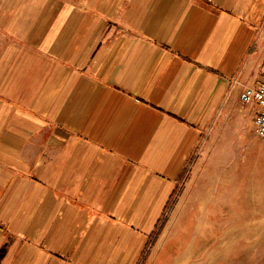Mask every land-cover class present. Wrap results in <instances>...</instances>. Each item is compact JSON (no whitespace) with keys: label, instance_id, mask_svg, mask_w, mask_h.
Returning a JSON list of instances; mask_svg holds the SVG:
<instances>
[{"label":"crops","instance_id":"1","mask_svg":"<svg viewBox=\"0 0 264 264\" xmlns=\"http://www.w3.org/2000/svg\"><path fill=\"white\" fill-rule=\"evenodd\" d=\"M105 10L65 9L0 79V264H136L264 0Z\"/></svg>","mask_w":264,"mask_h":264},{"label":"rangeland","instance_id":"2","mask_svg":"<svg viewBox=\"0 0 264 264\" xmlns=\"http://www.w3.org/2000/svg\"><path fill=\"white\" fill-rule=\"evenodd\" d=\"M116 1L0 0L1 81L24 51L39 49L65 9L94 15ZM252 49L136 264H264V138L254 132L257 106L239 98L242 84L264 70V13Z\"/></svg>","mask_w":264,"mask_h":264},{"label":"built area","instance_id":"3","mask_svg":"<svg viewBox=\"0 0 264 264\" xmlns=\"http://www.w3.org/2000/svg\"><path fill=\"white\" fill-rule=\"evenodd\" d=\"M241 72L237 74L239 77ZM236 82L237 78H233ZM245 104H255L257 113L254 119V132L258 137L264 138V70L249 83L242 84L239 96Z\"/></svg>","mask_w":264,"mask_h":264}]
</instances>
